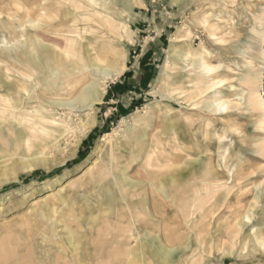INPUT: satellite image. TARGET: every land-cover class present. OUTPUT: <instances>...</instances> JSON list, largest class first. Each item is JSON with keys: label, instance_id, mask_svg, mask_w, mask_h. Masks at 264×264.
I'll use <instances>...</instances> for the list:
<instances>
[{"label": "rangeland", "instance_id": "374dc122", "mask_svg": "<svg viewBox=\"0 0 264 264\" xmlns=\"http://www.w3.org/2000/svg\"><path fill=\"white\" fill-rule=\"evenodd\" d=\"M81 1L96 12L89 30L96 48L116 53L125 70L107 82L103 100L95 106L96 123L84 137L72 120L77 129L44 158L53 163L50 168L25 169L39 149L16 144L15 135L4 131L8 121L0 120V264H179L190 258L195 208L202 213L203 237H208L210 223L221 226L233 211L242 219L255 209L250 211L252 224L234 235L249 245L245 236L253 228L264 232V157L257 149L264 129L261 115L243 96L250 72L246 56L249 45H255L253 29L264 0H188L186 8L187 0H145L147 16L140 0ZM44 2L49 1L0 0V99L15 93L22 69L29 75L30 95L49 87L44 102L65 119L79 107L85 87L100 76L87 75L74 92L58 95L53 91L57 78L47 77L46 69L36 70L40 44L57 56L62 52L39 34L62 20L56 16L70 17L74 10L70 0H62L48 8L51 17L39 15ZM35 12L40 20L32 24ZM175 36L183 40L167 65L166 51ZM98 62L99 68H110L106 58ZM202 64L214 68L205 71ZM127 68L143 97L134 88L119 98L110 95ZM146 71L143 86L140 77ZM135 100L142 104L135 107ZM220 100L228 101L227 108L218 109ZM121 102L128 107L121 110ZM104 127L111 137L102 140L105 133L100 134L86 158L66 167L83 141ZM119 188L129 202H109L119 198ZM42 211L49 216L41 217ZM223 229L216 231L220 243L229 239ZM152 238L166 250L153 249ZM118 240H130L131 250H111ZM142 240L144 250H135ZM241 246L216 250L205 262L264 264V251Z\"/></svg>", "mask_w": 264, "mask_h": 264}, {"label": "bare ground", "instance_id": "6f19581e", "mask_svg": "<svg viewBox=\"0 0 264 264\" xmlns=\"http://www.w3.org/2000/svg\"><path fill=\"white\" fill-rule=\"evenodd\" d=\"M45 1H49V2L47 3L44 2L45 4L42 6L43 9L40 10L39 15L44 14L50 17L52 14L51 12L48 11V8H51L52 4L60 5L62 3V0H54V3L52 0H45ZM70 3L74 9L71 16L66 18H59L58 16H56L55 19L57 18L62 20L61 21L59 20L60 21L59 22L56 19L58 21L56 24L55 23L51 25L49 24L50 27L43 33L39 34L44 36L46 41L57 44L62 50L61 54L58 53L57 56L55 55V52L50 50L47 46H41L40 44V50H37V52H39L40 54L41 52L43 53L39 56V60H40L39 66L38 68H36V70L46 69L48 72L47 77L55 76V78H57V83L56 86L53 87V91L58 95H65L70 92H74L84 82L87 75H92V74L94 75L97 72L100 77L99 79H94L90 81V84L85 87V92H82L81 96H79L78 98L79 99L78 102L80 104L79 107L76 106L75 109L71 110V114L68 116V118L64 119L62 118V116L57 117L58 113L55 114L54 110L44 102V100L47 99L45 93L48 94L50 88L47 87L46 89L40 90V92H38L33 96L30 95V91L32 90V88L30 90L26 82L29 75L24 70L18 69V73L20 74L21 77L18 78L15 82V84L17 85L16 88L17 90L13 95H11V98L7 97L6 93H4L5 95L3 94V97H1L0 99V120L2 119L8 121L7 122L8 127H6L4 131L6 130L11 134L15 135L14 141L16 142V144L24 143L28 151L34 147H37L39 149L37 155L33 157L34 161L28 166L24 167L27 170L38 166L50 168L53 165V163L51 164L50 162H47L46 160L47 158L44 159L45 156H47L52 151V149L55 146H57V143H60L62 140L66 139L69 136V133L74 131L75 129L81 128L82 130L80 135L81 137H84L86 135V133L96 123L94 116L95 106L97 103L103 100V97L106 92L107 82L109 80L116 79L125 70V65L124 64L120 65V62H117L118 55L116 53H113L108 50H101L98 47L96 48L97 46V42H95L96 39L93 36L89 35V30L94 29L93 27H91L90 22L93 21V14L96 13L95 10L92 9V7L89 8L88 5L85 6L83 1L81 0L79 1L70 0ZM190 4L191 3L187 0L186 3L184 4V8L188 7ZM35 14H37V12L34 13V16ZM30 19H31L29 20L30 23H32V21L34 23L40 20V18H37V16ZM256 20L258 27L253 29V34L255 35V39L253 43L255 45L253 44L249 45L248 49L250 50V55L246 56L247 59L245 58L247 60V63L250 65V72L246 76L244 81L246 87L244 91L245 96L243 97L244 100L246 98L249 108L253 111L258 112L261 115L262 125L264 129V6L262 8V11L256 17ZM182 40L183 39H181L178 36L172 38L170 48L167 49L166 51L167 65L170 63L169 61L170 57L175 53L176 44L178 42H181ZM34 41L37 42L39 40L35 39ZM102 58H106L109 61L108 67L110 68H106V69L99 68L101 65L99 64L98 61L101 60ZM56 59H58L57 61L58 64L55 63L54 65L53 62H55ZM202 66L205 69V71H211L214 68L211 65L202 64ZM93 67H96L97 69H94ZM164 72L165 71H163V73ZM224 103L225 104H222V101L220 100L215 105L218 107V109H222V107L227 108L228 101ZM82 113H84V117H81ZM72 120L77 124V128H74L75 126L73 125ZM123 122H126L125 118L123 119ZM1 130L3 131V129H0V131ZM111 135L112 133H105L104 135L101 136V139L102 140L107 139L108 137H111ZM257 147H258L257 148L258 152L264 157V138L260 139ZM71 155H74V153L69 154V156ZM10 178L8 177L7 179L3 180L2 183L10 180ZM116 184L120 185V182L116 180ZM99 188L101 189V187ZM119 189H120L119 198L118 199L111 198L109 199V202L115 203L118 200L124 203L129 202L127 200V197L130 198L128 193L126 194L122 188ZM204 198L202 197V199ZM38 202H40V200L36 201V203ZM194 202H196V200ZM193 206H197V205H193ZM195 209H193L194 211L192 210L193 211L192 215L196 214L195 215L196 218L192 225L194 240H193L192 250L190 252V258L181 259L179 264H202V263L206 264L208 255L212 254L216 250L224 252V250H226V246L228 245L234 248L237 247L239 244V246L242 245L244 248L248 247L251 250L264 251V232L261 231L260 229L253 228L252 231H250L247 235L245 234L246 239L250 241L249 245H247L246 242L242 241L241 238L240 240L237 239V237H234V235L239 233V231H241L242 228L252 224V217L250 215V211H254L255 209L250 208L242 219L241 218L239 219L237 217L238 210L233 211V213H231L230 211L231 214L229 213L230 215L225 218V222L221 224V226L219 225V223L217 224V222L210 223V225H208L209 227L206 226L208 237H203L204 235L203 232L201 231L200 217L202 213L200 214L199 211L197 212ZM51 211L54 212L56 211V209L52 208ZM109 212L110 210L108 208L107 214H109ZM40 216L43 218H47L49 215L46 212L42 211L40 213ZM220 227L221 228L223 227L225 229V233L227 234V236H229V239H227L223 243H220V241L216 238V233H217L216 231L217 230L219 231ZM205 231L206 228L204 229V233H206ZM137 235L139 234L137 233ZM113 236L116 237L115 234ZM118 241L120 243H118V245L116 246H113L111 250H121V251L131 250L132 242L130 240L127 241L118 240ZM243 242L245 243L244 245L242 244ZM151 243L153 249L155 250H166V248H164L161 242H159L158 238H152ZM242 246L241 248H243ZM135 250H144L143 240L138 242ZM234 252L235 250H231L230 255H232V253ZM104 256H106V254H104ZM166 259H168V257Z\"/></svg>", "mask_w": 264, "mask_h": 264}, {"label": "crops", "instance_id": "0c3cea01", "mask_svg": "<svg viewBox=\"0 0 264 264\" xmlns=\"http://www.w3.org/2000/svg\"><path fill=\"white\" fill-rule=\"evenodd\" d=\"M140 3L141 4H139V7L142 8V9H146V11H144V14L147 16L149 14L148 11H150V6L147 4V2L145 0H140ZM146 65H147V68H148L147 70H151V63H147ZM126 71H127V74L122 76L120 82H118L117 84H114V85H112L110 87V95L119 98V96L123 92H125L127 89H133L134 88V89H138V91L140 93L139 96L143 97L142 96L143 95L142 86L134 85L133 76L135 74L132 75L133 72H132L131 68H127ZM146 73H147V71L145 72V74H143L140 77V79L143 77V80H142L143 86H147V85H144V84H146L145 83L146 82V79H145ZM127 107H128L127 105H125L123 102H121V106H120L121 110H124ZM115 115L116 114H114V116Z\"/></svg>", "mask_w": 264, "mask_h": 264}, {"label": "trees", "instance_id": "16d2710c", "mask_svg": "<svg viewBox=\"0 0 264 264\" xmlns=\"http://www.w3.org/2000/svg\"><path fill=\"white\" fill-rule=\"evenodd\" d=\"M134 104V106L135 107H138V106H140L141 104H142V102L140 101V100H135L134 102H133ZM115 118V116H114V114H112V117H110V119H114ZM109 130H108V128H102V129H96V130H94L84 141H83V143H82V145H81V149H80V151H79V153H78V155H77V157L74 159V160H72V161H69V162H67V164L65 165L66 167L67 166H72V165H74V164H77V163H79L81 160H83L84 158H86L87 157V155L89 154V152H90V149H91V147H92V144H93V142H94V140H95V138H97L100 134H103V133H105V132H108ZM30 177H28L27 179H29Z\"/></svg>", "mask_w": 264, "mask_h": 264}]
</instances>
